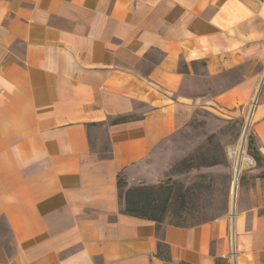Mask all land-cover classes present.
I'll use <instances>...</instances> for the list:
<instances>
[{
    "label": "crops",
    "instance_id": "obj_1",
    "mask_svg": "<svg viewBox=\"0 0 264 264\" xmlns=\"http://www.w3.org/2000/svg\"><path fill=\"white\" fill-rule=\"evenodd\" d=\"M196 109L264 160V0H0V264H264V163L211 221L122 213Z\"/></svg>",
    "mask_w": 264,
    "mask_h": 264
},
{
    "label": "rangeland",
    "instance_id": "obj_2",
    "mask_svg": "<svg viewBox=\"0 0 264 264\" xmlns=\"http://www.w3.org/2000/svg\"><path fill=\"white\" fill-rule=\"evenodd\" d=\"M247 118L196 109L186 126L155 152L150 160L149 177L131 188L147 187L160 194L169 193L171 212L167 221L173 223L195 225L225 216L234 201V173L240 169L238 158H231L228 149L240 147ZM251 128L252 122L247 137L251 134ZM244 151L247 157L252 158L248 145ZM213 154L223 158V163L208 165L209 157ZM251 167L245 163L235 194L241 187L243 173ZM196 185L205 188L195 189ZM225 205L228 212L224 209ZM0 234L10 241L4 223L0 226Z\"/></svg>",
    "mask_w": 264,
    "mask_h": 264
},
{
    "label": "trees",
    "instance_id": "obj_3",
    "mask_svg": "<svg viewBox=\"0 0 264 264\" xmlns=\"http://www.w3.org/2000/svg\"><path fill=\"white\" fill-rule=\"evenodd\" d=\"M132 119L133 118L131 116H121L120 118L111 120V124L118 125L124 122H128ZM248 137L249 154L250 156H252L257 165H262L264 163V160L261 156L260 150L258 149L256 138L252 134H250ZM222 160L223 158L221 159L219 155L213 154L209 157L208 165H220L223 163ZM118 184L119 197L122 200L123 205L122 213L138 219L141 218L151 222H155L158 225L159 230L164 223H170L178 227L188 226L184 223L181 224L167 221L168 215L171 212L169 211L171 205V197L169 193L160 194L159 191H155L147 187L131 188L126 183V180L122 177L119 178ZM196 188L199 190H203L205 186L196 185L195 189ZM195 189L193 188V190ZM224 209L228 212L227 205H225ZM177 216L181 217L180 215ZM164 248H167V246L164 242L161 241L159 243V249L163 250Z\"/></svg>",
    "mask_w": 264,
    "mask_h": 264
},
{
    "label": "built area",
    "instance_id": "obj_4",
    "mask_svg": "<svg viewBox=\"0 0 264 264\" xmlns=\"http://www.w3.org/2000/svg\"><path fill=\"white\" fill-rule=\"evenodd\" d=\"M251 123V115H249V117L247 118V125L244 129V132H243V137H244V140L243 142L241 143L240 147L238 149H233V148H229L228 149V152H229V156L231 158H234L235 160H237V156L240 152L244 151V148L246 147V145H248V141H247V138L249 139V137H247V134H248V131H249V125ZM248 127V131H246V128ZM245 152V151H244ZM246 154V153H245ZM245 163H248L250 166H254V160L250 157H247V161H245Z\"/></svg>",
    "mask_w": 264,
    "mask_h": 264
},
{
    "label": "bare ground",
    "instance_id": "obj_5",
    "mask_svg": "<svg viewBox=\"0 0 264 264\" xmlns=\"http://www.w3.org/2000/svg\"><path fill=\"white\" fill-rule=\"evenodd\" d=\"M237 158H238V160H239L238 165L240 166V169H239V168L237 169V171H236V173H235V176H234V180H235V190H236V187H237V185H238V177H239V174H240V172H241V170H242V168H243V166H244L243 164L245 163V161H247V156H246V154L244 153V151H242V152H240V153L238 154ZM235 190H234V192H233L234 197L236 196V194H235Z\"/></svg>",
    "mask_w": 264,
    "mask_h": 264
},
{
    "label": "water",
    "instance_id": "obj_6",
    "mask_svg": "<svg viewBox=\"0 0 264 264\" xmlns=\"http://www.w3.org/2000/svg\"><path fill=\"white\" fill-rule=\"evenodd\" d=\"M246 131H248V127L246 128Z\"/></svg>",
    "mask_w": 264,
    "mask_h": 264
}]
</instances>
